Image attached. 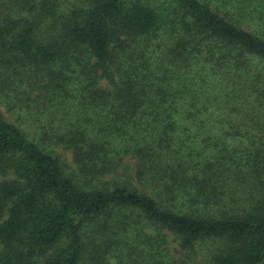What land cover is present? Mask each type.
<instances>
[{"label":"trees","instance_id":"1","mask_svg":"<svg viewBox=\"0 0 264 264\" xmlns=\"http://www.w3.org/2000/svg\"><path fill=\"white\" fill-rule=\"evenodd\" d=\"M162 1L0 0V264H264V0Z\"/></svg>","mask_w":264,"mask_h":264},{"label":"rangeland","instance_id":"2","mask_svg":"<svg viewBox=\"0 0 264 264\" xmlns=\"http://www.w3.org/2000/svg\"><path fill=\"white\" fill-rule=\"evenodd\" d=\"M143 3H146L147 5L151 6V7H155L156 10L158 11L159 9L165 8L166 6H168L169 4H166V2L161 0H142ZM163 2L165 4H163ZM163 4V5H162ZM262 8L264 9V5H262ZM259 12V11H257ZM250 30L251 31H263L264 30V21L263 22H258L257 20H253L252 24L250 25ZM242 107H246L247 110H245V112H241V111H231L230 109H228L227 107H222L221 112L223 113L224 117L227 118L230 114H233V124L235 125V128L238 131H241L242 134L247 135V134H257V133H263L264 132V107H261L257 104H255V102H250L249 104H245L242 105ZM218 113V111L214 112V113H209L208 115V124L205 126L204 133H201L200 136H207L208 134L211 135V133L213 132H218V128H217V124L222 121V117H217L215 116ZM13 121V120H10ZM242 145L245 144V142L241 143ZM240 144V145H241ZM64 155L67 158H71L70 154L68 152H65ZM239 194H241L243 191L242 189H238L237 191H235ZM215 211L207 214L208 217H211L213 214L218 215L219 211L217 208H214ZM172 237H168L167 242H168V248L169 251V255H173L175 257H177L176 252L178 251V247L177 244L174 243L172 241ZM216 247L217 245L215 244H211L208 242H201L200 245H198L196 247L195 250L198 249V255L195 256L196 260H201L202 259V255L204 258V254L207 252V250L209 249V247ZM169 257V256H168Z\"/></svg>","mask_w":264,"mask_h":264}]
</instances>
